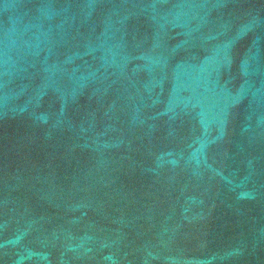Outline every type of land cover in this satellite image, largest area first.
Wrapping results in <instances>:
<instances>
[{
  "label": "water",
  "instance_id": "1",
  "mask_svg": "<svg viewBox=\"0 0 264 264\" xmlns=\"http://www.w3.org/2000/svg\"><path fill=\"white\" fill-rule=\"evenodd\" d=\"M0 264H264V0H0Z\"/></svg>",
  "mask_w": 264,
  "mask_h": 264
}]
</instances>
